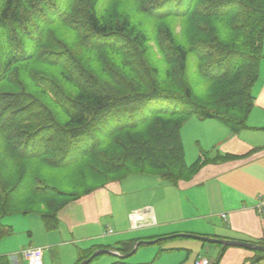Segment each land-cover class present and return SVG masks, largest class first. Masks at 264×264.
Returning <instances> with one entry per match:
<instances>
[{
	"label": "trees",
	"instance_id": "obj_1",
	"mask_svg": "<svg viewBox=\"0 0 264 264\" xmlns=\"http://www.w3.org/2000/svg\"><path fill=\"white\" fill-rule=\"evenodd\" d=\"M263 39L264 0H0V241L3 217L35 213L53 231L112 182L190 181L205 159L185 163L183 125L246 128Z\"/></svg>",
	"mask_w": 264,
	"mask_h": 264
},
{
	"label": "crops",
	"instance_id": "obj_2",
	"mask_svg": "<svg viewBox=\"0 0 264 264\" xmlns=\"http://www.w3.org/2000/svg\"><path fill=\"white\" fill-rule=\"evenodd\" d=\"M262 51L264 55V39ZM252 94L253 109L246 128L237 134L216 121L189 120L202 132L197 144L210 154L190 181L171 185L157 177L131 176L109 183L59 211L56 230H46L37 214L44 241L49 242L50 236L62 238L47 245L53 249L64 246V264H75L78 254L91 248L115 253L104 255L111 259L98 264H194L199 257L213 264L223 249L221 245L210 248V243L196 239L169 237L197 235L249 243L264 241V209H257L260 200L264 201V57ZM154 240L158 241L138 246L126 259L117 256L131 252H123L124 243L135 242L134 247L139 241ZM32 247L42 251L48 248L0 250V257L8 264H26L22 252ZM12 254L17 257L9 258ZM253 256L252 251L226 247L218 264H250ZM43 264H51V260ZM252 264H264V259Z\"/></svg>",
	"mask_w": 264,
	"mask_h": 264
},
{
	"label": "rangeland",
	"instance_id": "obj_3",
	"mask_svg": "<svg viewBox=\"0 0 264 264\" xmlns=\"http://www.w3.org/2000/svg\"><path fill=\"white\" fill-rule=\"evenodd\" d=\"M187 78L191 85L195 87V91L198 94H202L205 87L200 82L195 67L193 64V61H190V64H188V73ZM193 119V120H191ZM189 120L195 121V123H198V119L191 118ZM188 120V121H189ZM197 121V122H196ZM200 122V121H199ZM194 122H187L183 125V131L182 132V142L184 147V155H185V163L190 166L192 165L196 160H198L199 156L202 154V159H209V155L204 148H202L200 145L197 144L198 138L202 137L201 130L193 125ZM187 125V126H186ZM205 157V158H204ZM137 177V176H133ZM149 177V176H145ZM135 179V178H134ZM138 179V178H136ZM1 224L11 226L13 233L6 237L4 242L2 241L0 243V250L4 252H9L10 250H21L23 248H28L29 246H42V247H48L47 249H44V263L48 260V263L51 260V264H64L65 261V254H64V246H56V248L53 249V247H49L51 245L47 244H56V242H59L62 240V238H55V236L52 237L49 242H45L43 239V226L39 219V216L35 213H31L28 215H22V214H14L10 216L3 217L1 219ZM31 234V235H30ZM54 235V234H51ZM3 243V244H2ZM46 245V246H45ZM210 248H215L216 245L213 244H207ZM66 249V248H65ZM251 251V250H249ZM206 254V253H205ZM9 258L11 257H17L16 255H8ZM207 256H211V253H208ZM111 259L108 256H99L97 259L93 260L89 264H98L101 261Z\"/></svg>",
	"mask_w": 264,
	"mask_h": 264
},
{
	"label": "water",
	"instance_id": "obj_4",
	"mask_svg": "<svg viewBox=\"0 0 264 264\" xmlns=\"http://www.w3.org/2000/svg\"><path fill=\"white\" fill-rule=\"evenodd\" d=\"M185 237V238H191V239H196L205 243H210V244H218L221 245L222 248L225 247H235V248H243L246 250H251V251H257V252H262L264 253V245H258L256 243H249V242H241V241H232V240H219V239H211V238H207V237H201V236H197V235H175L169 238H173V237ZM158 240H163L158 239ZM158 240H154V241H139L135 244V246L132 248L131 252L126 254V255H117L120 259H126L128 257H130L132 254L135 253L136 249L138 248V246L140 245H148V244H154L156 243ZM115 254L114 252L110 251V250H106V249H100V250H96L88 259L82 261L80 264H89L93 261V259H95L96 257H99L101 255H113ZM117 254V253H116Z\"/></svg>",
	"mask_w": 264,
	"mask_h": 264
},
{
	"label": "built area",
	"instance_id": "obj_5",
	"mask_svg": "<svg viewBox=\"0 0 264 264\" xmlns=\"http://www.w3.org/2000/svg\"><path fill=\"white\" fill-rule=\"evenodd\" d=\"M258 211L264 209V201L259 202L257 206ZM225 218V215H222ZM111 231H108L110 233ZM22 257L26 261V264H43V251L41 248H29L22 252ZM194 264H211L205 257H199Z\"/></svg>",
	"mask_w": 264,
	"mask_h": 264
}]
</instances>
